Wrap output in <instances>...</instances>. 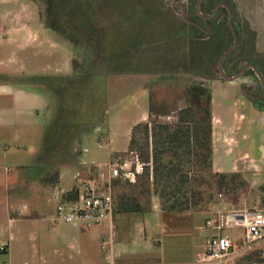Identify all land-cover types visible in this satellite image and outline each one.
<instances>
[{"label": "rangeland", "instance_id": "374dc122", "mask_svg": "<svg viewBox=\"0 0 264 264\" xmlns=\"http://www.w3.org/2000/svg\"><path fill=\"white\" fill-rule=\"evenodd\" d=\"M90 1L97 5L98 24L94 27L98 36L104 37L103 45L98 48V42L93 38L95 33L91 32L89 37L77 35L74 40L76 44H73L66 37L46 27L45 5L41 0H0V91L4 93L0 97V107L9 109L12 102L16 104H12L14 111L20 107L21 112L26 110L27 113V95L34 92L42 98L39 100L40 105H36L39 112L35 118L34 132L30 130L27 137V128H12L1 134L0 139H14L15 133L18 135L17 139H36L26 149H21L20 142L4 143L3 146L11 149L10 155L15 156L17 153V157L19 155V158H25V154H32V161L26 164L42 160L45 157L44 133L54 122L58 110L59 101L54 93L40 84H26L29 77H57L76 82L88 75L91 79L94 74H98L106 79L105 123L84 131L76 138L71 146L72 153L68 163L59 169L61 179L52 193L77 186V173H80L81 179L98 180L95 166L113 159L130 157L128 143L131 128L138 123L147 122L150 94L168 109L181 108L187 104L182 97L184 89L201 83L214 98L211 109L215 116L212 139L223 135L218 119H225L233 127V138L239 139L241 131L248 127L247 139H256L260 125H264V116L260 118L258 110L254 107L252 109V106H244L240 101L245 97L243 90L247 91L248 84L254 83L249 93L255 94L259 84L257 79L248 75L226 81L220 79L214 69L219 56V50L214 47L226 46L230 42L226 33H217L219 29H226L228 26L226 12H221L214 18L212 27L218 25L217 30L205 28L196 31V21H188L187 0H133L132 4L121 9L118 7L119 0ZM190 1L189 6L194 5ZM223 2L229 6L231 19L239 30L237 44L226 58L228 69L235 73L238 67L250 62L264 71V0ZM193 32L191 38L190 34ZM194 49L200 53L197 55L198 52L192 51ZM13 92L18 93L12 94ZM233 113L242 116L235 118ZM8 116L6 113L4 118ZM172 120L167 118L165 121ZM253 121L256 123H252ZM240 127L241 131H238ZM12 156L5 158L1 166L17 173L20 164L25 161ZM82 161L87 164L82 165ZM245 184L241 190H223L208 175L197 174L195 183L183 188L188 191L189 209L181 213L164 212L163 220H168L174 227L182 224L178 215L193 217L195 213V219L198 218L196 225L201 226L204 218L211 214L213 205L218 202V194H222L226 201L237 208L264 206V186L261 190L250 193L247 191V181ZM56 203L50 205L54 207ZM157 203L159 204L158 198L152 196L149 212L136 216L150 218L153 204ZM158 209L161 211V208ZM154 221L151 218L152 226ZM187 221L191 226L187 230L171 228L155 231L161 239L160 245L165 247V250L161 248L165 251L166 262L198 264L196 257L202 249L194 247L203 244L204 237L194 231L196 225L191 219ZM240 234V228L223 232L224 236L233 239L234 249L240 247L237 239ZM263 248L264 239L254 251L239 257L235 263L264 264Z\"/></svg>", "mask_w": 264, "mask_h": 264}, {"label": "trees", "instance_id": "16d2710c", "mask_svg": "<svg viewBox=\"0 0 264 264\" xmlns=\"http://www.w3.org/2000/svg\"><path fill=\"white\" fill-rule=\"evenodd\" d=\"M41 1L45 5L46 27L66 37L73 44H76L74 40L77 35L89 37L92 32L95 33L93 38L98 42L97 48L103 45L104 37L98 36L94 27L98 24L97 5L94 1ZM196 1H190L194 2V5L189 6L192 13ZM222 1L208 0L207 7L210 9ZM133 2L119 0L118 7L121 9ZM193 18L198 19L195 14ZM217 33H226L232 41L228 26L226 29H219ZM237 33L239 37V32ZM193 35L194 32L190 34L191 38ZM227 47H214L219 50L218 58ZM192 51L198 52L197 55L200 53L196 49ZM25 82L45 86L59 101L55 120L44 133L45 157L24 167L27 177L54 184L59 176V168L69 161L71 146L76 138L84 131L105 123L106 79L98 74H94L91 79L88 75L76 82L57 77L33 76ZM182 97L187 101L184 107L168 109L164 104L158 103L152 94L149 95L147 122L138 123L131 128L128 143L129 152L136 153L143 163L142 173L134 183L119 178L110 181L115 215L148 213L152 196L158 198L163 213L184 212L189 209V197L188 191L183 188L188 184L193 185L197 174L208 175L223 190H241L246 186L240 173H215L212 170V96L209 89L201 83L193 84L184 89ZM255 107L262 110L257 105ZM167 118L173 120L165 121ZM73 197L74 190L64 198Z\"/></svg>", "mask_w": 264, "mask_h": 264}, {"label": "crops", "instance_id": "0c3cea01", "mask_svg": "<svg viewBox=\"0 0 264 264\" xmlns=\"http://www.w3.org/2000/svg\"><path fill=\"white\" fill-rule=\"evenodd\" d=\"M16 93L18 92L12 94ZM3 94V91H0V97ZM27 96L29 113H26V110L21 112L20 107L14 111L12 102L9 109L0 107V137L5 130L12 128H27L25 129L27 137L30 130L34 132L35 118L39 112L36 105H40L39 100L42 98L34 92ZM240 103L249 108L252 106L253 109L251 101L246 97ZM213 105L212 97L211 109ZM6 113L9 116L4 118ZM258 113L261 114L260 118L264 116V111L258 110ZM211 115L213 124L215 121L213 110ZM233 115L235 118L242 116L236 113ZM223 120L217 121L222 128V137L212 139V170L215 173H240L247 181V191L255 193L264 186V125H260L256 139H247L248 127L243 131L240 127L238 131H241V136L238 139L232 136L233 127ZM257 125L259 126L258 123ZM17 138L18 135L15 133L14 139H0V264H105L99 246L108 238L107 228L84 229L60 222L50 223L56 206L50 204L56 203L58 199L64 198L66 193L75 190L76 185L52 193L60 182V171L54 184H46L36 178L27 177V170L24 167L35 163L26 164L34 156L32 154L26 156L24 153L25 158H19V155L17 157V153L12 156L9 154L11 149L3 145L7 142L12 144L20 142L21 149H26L36 139ZM8 156L22 161L24 159L25 164H20L17 173L1 166ZM81 164L87 163L82 161ZM227 202L232 208H237L230 201ZM158 205L153 204L150 218H140L132 214L114 216L112 237L118 264H174L165 261V247L160 245L161 239L155 231H166L171 228L187 230L188 226L191 228L187 219H191L196 225L198 218L195 219V213L193 217L178 215L177 218H180L182 224L173 227L168 220H163V212L158 209L160 208ZM151 218L155 220L153 226L150 223ZM198 227L194 226V231L199 232ZM201 246L202 244L197 245L194 249L199 250Z\"/></svg>", "mask_w": 264, "mask_h": 264}, {"label": "built area", "instance_id": "2783aa9c", "mask_svg": "<svg viewBox=\"0 0 264 264\" xmlns=\"http://www.w3.org/2000/svg\"><path fill=\"white\" fill-rule=\"evenodd\" d=\"M129 154L128 159L117 158L103 165H94L98 180L81 179L80 173H77L75 178L78 185L74 197L58 199L50 218L52 224L60 222L84 229L106 227L108 238L99 246L105 264H118L112 237L115 206L110 181L119 178L134 183L142 173L143 163L137 154ZM217 198L211 214L198 227L204 237L202 251L196 257L198 264H236L239 257L254 251L264 239V206L246 208L243 202V208H232L222 194H218ZM233 228L242 229V234L237 237L239 249H234L233 239L223 235L225 230Z\"/></svg>", "mask_w": 264, "mask_h": 264}, {"label": "flooded vegetation", "instance_id": "af4514ba", "mask_svg": "<svg viewBox=\"0 0 264 264\" xmlns=\"http://www.w3.org/2000/svg\"><path fill=\"white\" fill-rule=\"evenodd\" d=\"M207 1L208 0H200V3L198 5V10L196 9V3H195V9H194V11L192 13V11L189 10V4H190L189 0H187V4H188V7H187V12L188 13H187V15L190 17V19L188 18V21H192L193 23H194V21H196L195 25H194V27H196V28H194L196 31H200V30H203L205 28L208 29V30L210 29V31L212 29L217 30L219 28L218 25H217V27L216 26L214 28L212 27V22L214 21V18H216V16L219 13H221V12H226L228 16L231 13L229 6L223 1L219 2V3H216L214 6L210 7V9H208V7H207ZM221 4L225 5L226 7L225 6H220ZM221 8H223L224 10H221ZM193 14H195V16L198 19H194L193 18ZM230 20H231V23L233 25V28H234V31H235V34H236L235 36H236V44H237V41L239 39L237 32H239V30L236 29V26L238 27V25L235 23V21H233V19H231V15H230ZM197 22H200V24H197ZM227 25H228V28L230 30L229 21H228ZM230 33H231V30H230ZM231 35H232V33H231ZM233 43H234V36L232 35V41L228 42V44L226 45L228 47L222 52V55L233 45ZM235 45H234V47H235ZM231 50L228 52V54L231 52ZM228 54L220 62L219 69L222 71V73L224 72L223 74L226 77H228L227 74H231V76H229V77H233V76H235L237 74H240V76L253 75L257 79V81L259 83L258 87H257V89L255 91V94L251 95L249 93V91L253 88L254 83L248 84L247 85L248 89H246L247 91H245V89L243 91L245 92V97L251 101V103H252V105H253V107L255 109H256L255 106L257 105V106H259L262 109V110H259V111H264V71L262 69L258 68L257 64L246 62L244 66L238 67L237 71L235 73H232L228 69V66H227L226 61H225L227 56H228ZM220 57L218 58V60L220 59ZM218 60L216 61V65L218 63ZM223 61H225V62H223ZM216 65L214 66V69L217 70V75L219 76V71H218V68L216 67ZM250 66H253L259 72L260 78L256 75L255 71ZM250 71H252V72H250ZM220 79H222V78H220Z\"/></svg>", "mask_w": 264, "mask_h": 264}, {"label": "water", "instance_id": "95a60500", "mask_svg": "<svg viewBox=\"0 0 264 264\" xmlns=\"http://www.w3.org/2000/svg\"><path fill=\"white\" fill-rule=\"evenodd\" d=\"M199 3H200V0H197V2H196V9L198 10V5H199ZM220 6H225V5H223V4H221ZM218 7V6H217ZM226 7V6H225ZM228 21H229V25H230V30H231V33H232V35L234 36V43H233V45L220 57V59L218 60V63H217V65H216V67L218 68V71H219V77L220 78H222L223 80H226V81H233V80H235V79H237L239 76H240V74H237V75H235V76H233V77H226L223 73H222V71L219 69V66H220V62L222 61V59L228 54V52L234 47V45L236 44V34H235V31H234V28H233V25H232V23H231V20H230V15L228 16ZM254 71H255V73H256V75L260 78V74H259V72L253 67V66H250Z\"/></svg>", "mask_w": 264, "mask_h": 264}]
</instances>
